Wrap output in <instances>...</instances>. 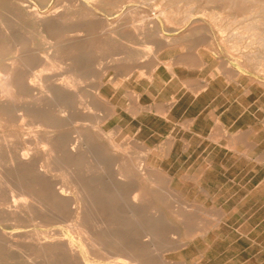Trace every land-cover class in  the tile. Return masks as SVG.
I'll return each mask as SVG.
<instances>
[{
    "label": "bare ground",
    "instance_id": "1",
    "mask_svg": "<svg viewBox=\"0 0 264 264\" xmlns=\"http://www.w3.org/2000/svg\"><path fill=\"white\" fill-rule=\"evenodd\" d=\"M69 1L74 3L73 6L77 8L78 15L70 14V11L65 9L67 7L64 8L65 12L59 7H54L46 14H41L37 6L36 8L20 3H14L11 6L19 18V23L22 22V18L23 21L29 20L34 25L35 31L47 34L55 40L50 44V49L38 50L37 46L33 48L35 44L32 47L25 46L24 43L28 39L24 37L23 26L14 27L8 19L2 20L0 17V127L7 131L0 133V253L6 254L9 258H19V260L44 259L43 262L46 260L48 264H100L94 260L97 256L108 258L112 261L111 264H183V262H170L162 250L155 252L156 241L165 238V227L157 225L158 222L155 223V211L152 210L151 201V194H153L151 192L154 188L148 189L141 184L140 175L143 172L137 168L133 171L134 169L126 166L125 162L118 160L116 152L111 148L116 150L121 147L105 130L106 123L118 115L117 106L103 94L105 86L103 77L110 69H116L118 74H124L123 79L117 80L110 77L109 83L116 89L125 87L134 75H137L138 82L144 81L147 87L155 83V33L160 32V24L158 22L155 24V20L157 21L159 16L150 14L153 16L150 18L149 15L152 25L137 22L130 28L128 24L133 22L130 19L132 15L130 18H126V15H116L117 18L109 22L96 12L98 8L95 10L92 7L106 0ZM126 1L132 3L138 0ZM210 1L213 3L226 1L232 6L246 5L248 9L258 13L257 29H261V39L264 41V0ZM66 4L68 5V2ZM165 12L166 9H161L158 14L163 16ZM193 14L192 12L190 15ZM169 27L172 28L171 25ZM196 28L206 29V26L199 24ZM249 30L247 29V33ZM236 35L240 34L236 33ZM124 36L134 40L133 42L139 45V48L132 47L131 44L132 48L124 52L123 57L119 56L121 57L119 61L123 62L116 65L106 64V61L104 63L103 58L101 60L96 54L95 40L101 39L102 42L103 39L107 41L109 38ZM257 44L256 42L254 45L257 46ZM50 45L46 44V46ZM90 72H94L99 80L93 85V90L88 91L89 89H84L83 84L86 83L85 78ZM261 84L263 85V82ZM204 87L198 86V89L202 91ZM149 93L154 96L153 92ZM126 96L131 100L130 106L126 109L134 117H138L143 112L155 113V102L150 106L144 105L142 94L126 91ZM173 104L175 100L163 105L165 113L162 115L165 118H169V110ZM78 121H91L94 130L92 131L85 123V126L82 124L83 126L77 127ZM215 122V129L224 131L222 122L219 120ZM80 123L77 124L80 125ZM192 126L193 123L187 121L184 127L191 130ZM119 128L121 126L111 132H117ZM75 132L78 133L77 137L73 135ZM132 142L138 141L133 139ZM143 145L147 147L145 143ZM90 152L95 159H101L102 163H108L111 160L114 164L115 162H123V164L118 163L120 166L113 171V177L107 178L97 174L94 162H91L93 160L90 158L92 157ZM151 153L152 151L148 149L147 157ZM145 162H148L147 158ZM99 167L102 171L107 168L105 165ZM143 168L147 181L153 182L150 176L155 175V167L145 163L142 165ZM117 174L119 177L116 176ZM192 180L194 184L195 182L199 184L197 188L199 192L206 197H212L210 190L200 186L201 177L200 179L193 177ZM192 206L195 208L198 206L200 211L207 209L204 202ZM221 213L225 214V211ZM180 214L190 230L189 234L205 235L207 233V226L195 225L196 212L184 209ZM183 235L185 237V234ZM173 241L170 245L181 246L182 240L173 239ZM92 255L96 257L93 258Z\"/></svg>",
    "mask_w": 264,
    "mask_h": 264
},
{
    "label": "rangeland",
    "instance_id": "2",
    "mask_svg": "<svg viewBox=\"0 0 264 264\" xmlns=\"http://www.w3.org/2000/svg\"><path fill=\"white\" fill-rule=\"evenodd\" d=\"M62 2L63 0H0V10L3 14L6 13L4 16L0 11V17L2 20L4 18L8 19L14 27L23 26L24 37L28 39L24 43L25 46L31 45L30 47H32L35 44L33 48L37 46L36 49L38 50L50 49V44L54 43L55 40L51 39L47 34H40L38 31H35L34 25L29 20L25 19L23 21L22 18V22L19 23V18H17L14 8L11 6L14 3H20L21 5L28 4L32 7L37 6L38 8H36L41 14H46L54 7H59L64 12L66 9L68 12L70 11V14L77 13L78 15L77 8L73 6L74 3L69 0H64V3ZM67 2L68 5L66 4ZM160 2L162 3L159 5ZM138 3L141 4L139 5ZM92 7L94 9L98 8L99 10L95 9L96 12L108 19L109 22L115 20L118 15H126V18H130L132 15L130 19L133 22L131 21L128 24L130 28L133 27V23L137 24V22H145L152 25L151 20L148 18L149 15L159 16V19L155 20V24L157 22L160 24V32L155 33V83L147 87L144 81L138 82L137 75H134L125 84V87L116 89L109 83L110 77H114L117 80L123 79L124 74H118V71L112 68L103 77V81L105 82L103 94L118 109V115L105 125L106 132L111 137L113 136V140L121 147L116 150L111 148V150L116 152L119 161L125 162L126 166L134 169L133 171L137 168L143 172L140 175V181L143 186L148 189L154 188L151 192L153 193L151 194V201L152 210L155 211V223L158 222L159 224L156 223L157 225L165 227V238L159 239L158 242L156 241L155 252L164 251L166 258L168 256L167 259L172 263L264 264V44L260 47L264 41L261 39V29H257L259 14L248 9L246 5L232 6L226 1L213 3L210 0H190V2L189 0H144V2L143 0H138L132 3L126 0H106L102 4H95ZM73 8H75V11L71 10ZM129 9L131 13L127 14L126 12H130ZM161 9H166L163 16L158 14V11ZM192 12L195 15H190ZM152 15H150V18L153 17ZM142 18L146 19V21ZM234 18L235 20H233ZM205 19L207 21H201ZM253 19H256V21L254 20L255 23ZM199 24H205L206 29H197L196 25ZM221 24L224 25L221 26ZM170 25L172 28L169 27ZM247 29H250L248 33ZM226 31L228 32L226 33ZM231 31H235L233 32L234 34ZM236 33L240 35H236ZM127 38L129 37L109 38L107 41L103 39L104 41L102 40V42L101 39L95 40L96 54L100 59L103 58L104 63L106 61V64L109 65L123 62L119 61V59L125 55L124 52H127L134 46L139 48V45L133 42L134 40L132 41L130 38L128 40ZM167 38H170V41ZM135 41L138 42V40ZM247 41L251 42L248 43ZM256 42L258 43L257 46H255ZM46 44L50 46H46ZM236 45H240V48ZM249 50L253 51V54L249 53ZM108 58L109 60H107ZM235 71L238 73L236 74ZM93 73L90 72L85 78L86 83L83 82L85 83L83 84L86 87L83 86L85 90H93V85L99 80L98 76ZM158 75L161 77V80H159ZM261 82H263V85ZM209 83L215 84L213 90L220 94L219 99L222 103H233L237 110L234 115L229 113L223 114L220 111L217 112L215 119L219 120L218 117H222V120L228 127L224 130L225 132L222 129H214L210 135L211 125L209 122V125H206L207 122L203 119L197 121L192 132H188L184 126H186L187 121L192 122L194 120L196 113L187 112L184 114V109L193 100V96L184 92L194 88L198 90V86L204 87ZM126 91H136L142 94V103L146 106H150L155 102V113L143 112L138 117L129 114L126 108L130 106L131 100L126 96ZM149 92H153L154 96H151ZM171 100H175V104H177L170 114V120L168 121L159 115L165 113L163 105ZM207 101L206 97L200 98L202 105L206 104ZM80 122H76L77 127H81L85 123L92 131L94 130L91 121ZM77 123H80V125ZM118 126H121V128L117 132L115 131L116 133L111 132ZM202 131H205V133L201 134ZM4 132L7 131L0 127V133ZM77 134L75 132L73 135L77 137ZM133 139L138 142H132ZM129 141L132 144L128 143ZM143 143L146 144V148ZM147 148L152 151L148 157ZM90 153V156H92L90 158L93 161L90 158L89 160L92 163L94 162L93 165L97 174H102L107 178L113 177V171L123 164V162H115L114 164L112 163L114 161L111 160L108 163H102L101 159H95L93 153ZM146 158L148 162H145ZM145 163H150L155 167V175L152 176V174L150 176L154 180L153 182L147 181L148 178L145 170L144 168L142 169V165ZM104 165L107 168L102 171L99 166L104 167ZM106 165H110L111 168ZM116 176L119 177L118 174ZM193 177H198L199 179L201 177L200 186L202 185L210 190L212 197H206L202 192H199L197 189L199 184L196 182L194 184ZM109 188L111 187L109 186ZM203 202L207 207L205 211H200L198 206L196 208L192 206ZM184 209L196 212V221L194 223H196L195 225L208 227L205 235L201 233L195 235L189 234L190 230L187 228V224L180 214ZM223 211H225V214L221 213ZM183 234H185V237ZM172 238L174 240H182L181 246L174 247L170 245L171 242H174ZM1 254L0 264H48L46 260L43 262L44 259H38L40 262L38 260H19V258H9L6 254ZM92 257L96 256L92 255ZM104 258L97 256L94 260L97 263L100 262V264L112 263L108 258Z\"/></svg>",
    "mask_w": 264,
    "mask_h": 264
},
{
    "label": "crops",
    "instance_id": "3",
    "mask_svg": "<svg viewBox=\"0 0 264 264\" xmlns=\"http://www.w3.org/2000/svg\"><path fill=\"white\" fill-rule=\"evenodd\" d=\"M158 77H159V75H158ZM159 79L161 80V77H159ZM207 86L202 88V91H201V89L196 90V88H194V89H188L187 92H184L186 94L193 96V100L190 103V105L186 109H184V112H185L184 114H186L187 112H191V113L195 112L196 113L194 120L191 122V123H193L192 129L188 130L189 132L193 131V127H195L198 120L203 119L204 121L207 122L206 125H209V123H210V125H211L210 128L212 129V130H210V134H212L214 129H215V123H216L215 118L217 117V112L220 111L223 114L229 113V114L234 115L236 110H237V108L234 106L233 103H224V102L222 103V101L219 99L220 94L216 93L215 90H213V88L215 87L214 83H212V84L209 83ZM201 97H206L208 99L206 104H204V105L201 104V102H200ZM176 104H173L172 108H170V110H169L170 113L168 112L169 118H170V114L172 113ZM212 112L214 113V115ZM159 116L163 117L164 119H166L168 121L170 120L169 118H165L163 115H159ZM218 118H219V121L222 122L224 130H226V128H228V127L225 124V122L222 120V117H218ZM203 133H205V131H202L201 134H203ZM199 136L204 137L202 135H199Z\"/></svg>",
    "mask_w": 264,
    "mask_h": 264
}]
</instances>
